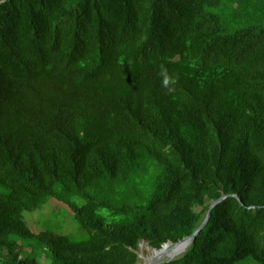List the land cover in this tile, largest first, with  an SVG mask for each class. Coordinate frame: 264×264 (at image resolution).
Instances as JSON below:
<instances>
[{
  "label": "trees",
  "instance_id": "1",
  "mask_svg": "<svg viewBox=\"0 0 264 264\" xmlns=\"http://www.w3.org/2000/svg\"><path fill=\"white\" fill-rule=\"evenodd\" d=\"M223 196L163 264H264V0H0V264H139Z\"/></svg>",
  "mask_w": 264,
  "mask_h": 264
},
{
  "label": "rangeland",
  "instance_id": "2",
  "mask_svg": "<svg viewBox=\"0 0 264 264\" xmlns=\"http://www.w3.org/2000/svg\"><path fill=\"white\" fill-rule=\"evenodd\" d=\"M65 208L67 207L64 204L51 199L36 212H25L24 221L27 224V227L35 233L43 230H52L55 233H67L70 235L73 234L72 232H74L77 226L72 223V221L70 223L69 220H65L63 225V220L68 217ZM150 258H152V256H150L149 248L144 244L142 249L140 250L139 248L138 251L139 264H145V259Z\"/></svg>",
  "mask_w": 264,
  "mask_h": 264
},
{
  "label": "water",
  "instance_id": "3",
  "mask_svg": "<svg viewBox=\"0 0 264 264\" xmlns=\"http://www.w3.org/2000/svg\"><path fill=\"white\" fill-rule=\"evenodd\" d=\"M231 196L236 197L235 195H231ZM226 198H227V196H223L220 199H218V200H216V201H214V202H212L210 204L204 221L194 231V233L191 236L185 237V238L181 239L180 241H178L176 243H173V242H170V241L166 242V243L162 244L159 249L150 247L148 245V243L145 242V241H142L141 243H139L138 248H140V250L142 249L143 245L146 244L148 246V248H149V251L154 253V256L149 261H147L145 264H163V263H166V262L174 260L175 258L174 259H169V260H164L166 257H168V254L166 252H164V249L169 247V246H172V249L175 248V247H179V252L178 253L175 252V253L179 254L178 257L183 255L186 252L187 248L192 244L193 240L198 236V234L202 231V229L207 224V222L209 220V217H210V213H211L212 208L216 204H218L221 201L225 200ZM238 200H239V198H238ZM251 208H254V207H251Z\"/></svg>",
  "mask_w": 264,
  "mask_h": 264
},
{
  "label": "bare ground",
  "instance_id": "4",
  "mask_svg": "<svg viewBox=\"0 0 264 264\" xmlns=\"http://www.w3.org/2000/svg\"><path fill=\"white\" fill-rule=\"evenodd\" d=\"M164 252H166L168 254V257H166L164 260L174 259V258L179 256V254H177L179 252V247H175L172 249V246H169V247L164 249ZM175 252H177V253H175ZM150 256H152V257L154 256V253L151 251H150ZM150 259H145V263L147 261H149Z\"/></svg>",
  "mask_w": 264,
  "mask_h": 264
}]
</instances>
